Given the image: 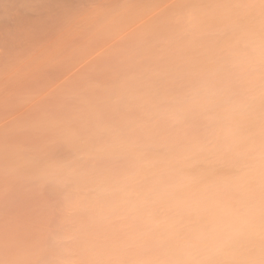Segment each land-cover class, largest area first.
I'll return each mask as SVG.
<instances>
[{
    "label": "rangeland",
    "instance_id": "1",
    "mask_svg": "<svg viewBox=\"0 0 264 264\" xmlns=\"http://www.w3.org/2000/svg\"><path fill=\"white\" fill-rule=\"evenodd\" d=\"M263 45L264 0H0V264H264Z\"/></svg>",
    "mask_w": 264,
    "mask_h": 264
},
{
    "label": "bare ground",
    "instance_id": "2",
    "mask_svg": "<svg viewBox=\"0 0 264 264\" xmlns=\"http://www.w3.org/2000/svg\"><path fill=\"white\" fill-rule=\"evenodd\" d=\"M236 1V0H235ZM227 2V1H226ZM224 3V2H223ZM229 3V2H228ZM235 3V2H234ZM183 9V8H182ZM257 9V8H256ZM221 11V10H220ZM247 11V10H246ZM217 13V12H216ZM179 14H181V13H179ZM214 14V13H213ZM65 15V14H64ZM206 15V14H205ZM244 15V14H243ZM241 17V16H240ZM200 18V17H199ZM226 18V17H225ZM202 19V18H201ZM47 20H49V19H47ZM196 22H197V19H196ZM249 22V21H248ZM247 22V23H248ZM252 22V21H251ZM258 22V21H257ZM237 23V22H236ZM240 23V22H239ZM262 23V22H261ZM200 24V23H199ZM258 24V23H257ZM240 25V24H239ZM229 27V26H228ZM191 29H193V27L191 28ZM227 29V28H226ZM228 30V29H227ZM246 30V29H245ZM251 30V29H250ZM192 31V30H191ZM188 32H190V31H188ZM193 32V31H192ZM232 33V32H231ZM247 33V32H246ZM222 37V36H221ZM236 37V36H235ZM258 37V36H257ZM223 38V37H222ZM230 39V38H229ZM261 40H262V38H261ZM227 43V42H226ZM231 43V42H230ZM239 43H240V41H239ZM238 43V44H239ZM246 43V42H245ZM248 43V42H247ZM247 43H246V45H247ZM257 43V42H256ZM258 44V43H257ZM210 46V45H209ZM231 46V45H230ZM251 47V46H250ZM189 48V47H188ZM234 48V47H233ZM236 48V47H235ZM245 48V47H244ZM248 48V47H247ZM247 48H246V51H247ZM259 48V49H258ZM196 50V49H195ZM250 50V49H249ZM201 51V50H200ZM233 51V50H232ZM238 51V50H237ZM245 51V50H244ZM254 51L255 52H253V55H255V59H257V61L258 60H260V58H263V59H261L260 61H261V63H262V60L264 61V45H263V47L262 46H258V47H254ZM240 52V51H239ZM232 53V52H231ZM246 54V53H245ZM208 55V54H207ZM185 57V56H184ZM195 57H197V56H195ZM207 57V56H206ZM251 57H253V56H251ZM251 57H249V58H251ZM193 58V57H192ZM198 59V58H197ZM224 59V58H223ZM233 59V58H232ZM247 59H248V57H247ZM194 60V59H193ZM191 61V60H190ZM201 61V60H200ZM242 61V60H241ZM245 61V60H244ZM203 62V61H202ZM208 62V61H207ZM231 62V61H230ZM215 63V62H214ZM217 64V63H216ZM215 64V65H216ZM231 64V63H230ZM246 64V63H245ZM190 65V64H189ZM210 65V64H209ZM239 66V65H238ZM241 66V65H240ZM174 67V66H173ZM186 67V66H185ZM218 67H220V66H218ZM237 67V66H236ZM209 68V67H208ZM242 68V67H241ZM256 68V67H255ZM172 69V68H171ZM216 69V68H215ZM205 70V69H204ZM207 70V69H206ZM210 70V69H209ZM208 70V71H209ZM190 71V70H189ZM247 71H249V70H247ZM177 72H179L178 70H177ZM181 72V71H180ZM245 72V71H244ZM202 73V72H201ZM200 73V74H201ZM263 73V72H262ZM174 74V73H173ZM247 74H248V72H247ZM261 74V73H260ZM187 75V74H186ZM185 75V76H186ZM203 75V74H202ZM251 75V74H250ZM201 76V75H200ZM183 77V76H182ZM196 77V76H195ZM184 79V78H183ZM214 81V80H213ZM207 82H208V80H207ZM201 83V82H200ZM173 84V83H172ZM180 86V85H179ZM202 86V85H201ZM224 86V85H223ZM151 87V86H150ZM200 87V86H199ZM204 88H205V86H204ZM207 88V87H206ZM155 89V88H154ZM173 89V88H172ZM191 89V88H190ZM147 90V89H146ZM150 90V89H149ZM214 90V89H213ZM144 91V90H143ZM194 91V90H193ZM197 91V90H196ZM109 93V92H108ZM111 93V92H110ZM191 93V92H190ZM123 94V93H122ZM130 94V93H129ZM188 94V93H187ZM209 94V93H208ZM211 94V93H210ZM221 94V93H220ZM119 95V94H118ZM141 96L140 97H142V94H140ZM165 95V94H164ZM177 95V94H176ZM180 95V94H179ZM205 95V94H204ZM122 96V95H121ZM120 96V97H121ZM182 96V95H181ZM223 96V95H222ZM124 97V96H123ZM126 97V96H125ZM137 97V96H136ZM169 97V96H168ZM189 97V96H188ZM177 98V97H176ZM196 98V97H195ZM206 98V97H205ZM211 98V97H210ZM213 98V97H212ZM226 98V97H225ZM156 99V98H155ZM178 99V98H177ZM186 99V98H185ZM203 99V98H202ZM115 100H116V98H115ZM132 100V99H131ZM208 100V99H207ZM83 101V100H82ZM235 101V100H234ZM239 101V100H238ZM97 102V101H96ZM193 102H195V101H193ZM199 102V101H198ZM200 102H201V100H200ZM228 102V101H227ZM241 102V101H240ZM239 102V103H240ZM142 104V103H141ZM196 104H197V102H196ZM209 104V103H208ZM241 104V103H240ZM179 105V104H178ZM188 105H189V103H188ZM238 105V104H237ZM93 106V105H92ZM159 106V105H158ZM185 106V105H184ZM190 106H191V104H190ZM201 105H199V107H200ZM95 107V106H94ZM99 107V106H98ZM146 107H148V106H146ZM193 107V106H192ZM219 107V106H218ZM224 107V106H223ZM176 108V107H175ZM237 108H238V106H237ZM242 108V107H241ZM111 109V108H110ZM151 109V108H150ZM155 109V111H156V109L157 108H154ZM159 109H160V107H159ZM187 109V108H186ZM244 109V108H243ZM224 110V109H223ZM238 110V109H237ZM236 110V111H237ZM253 110V109H252ZM63 111V110H62ZM148 111V110H147ZM160 111V110H159ZM166 111V110H165ZM249 112V111H248ZM145 113V112H144ZM149 113V112H148ZM151 113H152V110H151ZM156 113V112H155ZM164 113V112H163ZM67 114V113H66ZM84 114H86V113H84ZM98 114V113H97ZM108 114V113H107ZM160 114H161V112H160ZM239 114V113H238ZM247 114V113H246ZM100 115V114H99ZM106 115V114H105ZM145 115V114H144ZM222 115H224V114H222ZM232 115V114H231ZM233 115H235V114H233ZM239 115H242V114H239ZM89 116V115H88ZM107 116V115H106ZM114 116H116V115H114ZM142 116V115H141ZM140 116V117H141ZM169 116V115H168ZM258 116V115H257ZM92 117H94V116H92ZM100 117V116H99ZM143 117V116H142ZM90 118V117H89ZM88 118V119H89ZM144 118V117H143ZM165 118H167V117H165ZM246 118V117H245ZM87 119V118H86ZM121 119V118H120ZM141 119V118H140ZM133 120V119H132ZM212 120V119H211ZM244 120V119H243ZM104 121V120H103ZM61 122V121H60ZM217 122V121H216ZM249 122V121H248ZM251 122V121H250ZM257 122V121H256ZM46 123V122H45ZM48 123V122H47ZM59 123V122H58ZM62 123V122H61ZM61 123H59V124H61ZM96 123V122H95ZM94 123V124H95ZM97 123H99V121L97 122ZM69 124V123H68ZM133 124V123H132ZM224 124V123H223ZM67 125V124H66ZM97 125V124H96ZM95 126V125H94ZM154 126V125H153ZM97 127V126H96ZM159 127V126H158ZM62 128V127H61ZM86 128V127H85ZM91 128V127H90ZM247 128V127H246ZM252 128V127H251ZM89 129V128H88ZM97 129H99V128H97ZM81 131V130H80ZM85 131V130H84ZM89 131V130H88ZM87 131V132H88ZM94 131V130H93ZM96 131V130H95ZM100 131V130H99ZM104 131V130H103ZM133 131V130H132ZM131 131V132H132ZM224 131H226V130H224ZM58 132V131H57ZM62 132V131H61ZM97 132V131H96ZM105 132H107V131H105ZM131 132H130V134H131ZM53 133V132H52ZM91 133V132H90ZM121 133V132H120ZM71 134H73V132L71 133ZM81 134V133H80ZM83 134V133H82ZM93 134V133H92ZM102 134V133H101ZM107 134H108V132H107ZM117 134V133H116ZM74 135V134H73ZM91 135V134H90ZM94 135H95V133H94ZM122 135V134H121ZM132 135V134H131ZM56 136H58V135H56ZM68 136H69V134H68ZM81 136V135H80ZM83 136V135H82ZM135 136V135H134ZM19 137V136H18ZM30 137V136H29ZM59 137V136H58ZM62 137V136H61ZM74 137V136H73ZM79 137V136H78ZM88 137V136H87ZM90 137V136H89ZM94 137V136H93ZM103 137V136H102ZM109 137V136H108ZM34 138V137H33ZM60 138V137H59ZM77 138V137H76ZM96 138H97V136H96ZM100 138V137H99ZM104 138V137H103ZM110 138V137H109ZM117 138V137H116ZM192 138V137H191ZM25 139V138H24ZM100 139H102V138H100ZM113 139H115V138H113ZM120 139V138H119ZM236 139V138H235ZM15 140H16V138H15ZM18 140V139H17ZM23 140V139H22ZM56 140V139H55ZM88 140H90V138L88 139ZM92 140V139H91ZM34 141V140H33ZM59 141V140H58ZM65 141V140H64ZM68 141V140H67ZM66 141V142H67ZM71 141V140H70ZM78 141H81V140H78ZM84 141H87V140H84ZM101 141V140H100ZM103 141H104V139H103ZM108 141V140H107ZM106 141V142H107ZM110 141V140H109ZM56 142V141H55ZM69 142V141H68ZM67 142V143H68ZM73 142V141H72ZM76 142V141H75ZM74 142V143H75ZM114 142V141H113ZM120 142V141H119ZM7 143V142H6ZM73 143V144H74ZM90 143V142H89ZM88 143V144H89ZM124 143V142H123ZM8 144V143H7ZM87 144V143H86ZM91 144V143H90ZM98 144V143H97ZM105 144V143H104ZM115 144H116V142H115ZM120 144V143H119ZM126 144V143H125ZM219 144V143H218ZM12 145V144H11ZM63 145V144H62ZM84 145H85V143H84ZM93 145V144H92ZM100 145V144H99ZM110 145V144H109ZM128 145V144H127ZM134 145V144H133ZM3 146V145H2ZM64 146V145H63ZM89 146V145H88ZM102 147L103 146H106V145H101ZM108 146V145H107ZM123 146V145H122ZM132 146V145H131ZM59 147V146H58ZM65 147V146H64ZM68 147V146H67ZM66 147V148H67ZM81 147H82V144H81ZM100 147V146H99ZM109 147V146H108ZM137 147V146H136ZM191 147V146H190ZM252 147V146H251ZM250 147V148H251ZM12 149H13V147H11ZM49 148V147H48ZM63 148V147H62ZM75 148H76V146H75ZM86 148V147H85ZM91 148V147H90ZM107 148V147H106ZM114 148V147H113ZM125 148H126V146H125ZM52 149V148H51ZM59 149V148H58ZM69 149V148H68ZM77 149V148H76ZM75 149V150H76ZM93 148H91V150H92ZM95 149V148H94ZM99 149V148H98ZM122 149V148H121ZM124 149V148H123ZM130 149V148H129ZM136 149V148H135ZM143 149V148H142ZM229 149V148H228ZM249 149V148H248ZM6 150V149H5ZM48 150V149H47ZM46 150V151H47ZM64 150V149H63ZM82 150V149H81ZM115 150V149H114ZM139 150V149H138ZM145 150V149H144ZM17 151V150H16ZM23 151V150H22ZM58 151H60V150H58ZM73 151H74V149H73ZM86 151L88 152V151H90L89 150V147H88V150L86 149ZM97 151V150H96ZM103 151V149L101 150V152ZM120 151V150H119ZM25 152V151H24ZM57 152V151H56ZM77 152V151H76ZM80 152V151H79ZM82 152V151H81ZM98 152L100 153V150H98ZM108 152V151H107ZM116 152V151H115ZM129 152V151H128ZM191 152V151H190ZM224 152H225V150H224ZM65 153H67V152H65ZM89 154L90 153H92V151L91 152H88ZM97 153V152H96ZM96 153L94 152L93 154L94 155H96ZM110 153V152H109ZM118 153V152H117ZM132 153V152H131ZM87 154V153H86ZM139 154H140V152H139ZM55 155V154H54ZM81 155V154H80ZM92 155V154H91ZM90 155V156H91ZM106 155H109V154H107L106 153ZM111 155H113V153L111 154ZM126 155H127V153H126ZM125 155V156H126ZM238 155V154H237ZM242 155V154H241ZM97 156V155H96ZM116 156H117V154H116ZM130 156V155H129ZM142 156V155H141ZM155 156V155H154ZM258 156V155H257ZM2 157V156H1ZM5 157V156H4ZM51 157V156H50ZM104 157V156H103ZM106 157V156H105ZM112 157V156H111ZM133 157H134V155H132V159H133ZM145 157V156H144ZM147 157V156H146ZM85 158V157H84ZM91 158V157H90ZM100 158V157H99ZM109 158V157H108ZM135 158H137V156H135L134 157V159ZM139 158V157H138ZM2 159H3V157H2ZM93 159V158H92ZM106 159V158H105ZM119 159V158H118ZM129 159V158H128ZM4 160V159H3ZM48 160V159H47ZM81 160V159H80ZM79 160V161H80ZM85 160H87V159H85ZM241 160V159H240ZM260 160V159H259ZM1 161V160H0ZM107 161H109V159L107 160ZM116 161V160H115ZM254 161V160H253ZM261 161V160H260ZM49 161H47V163H48ZM95 161H93V163H94ZM102 162H103V160H102ZM105 162V161H104ZM110 162H111V160H110ZM251 162V161H250ZM2 163H3V161H2ZM9 163H10V161H9ZM20 163V162H19ZM33 163V162H32ZM52 163H53V161H52ZM87 163V162H86ZM85 163V164H86ZM107 163V162H106ZM134 163H135V161H134ZM138 163V162H137ZM182 163V162H181ZM180 163V164H181ZM253 163V162H252ZM258 163V162H257ZM38 164H41V163H38ZM84 164V163H83ZM89 164V163H88ZM96 164V163H95ZM99 164V166H100V164L101 163H98ZM149 164V163H148ZM74 165V164H73ZM76 165V164H75ZM74 165V166H75ZM97 165V164H96ZM107 165V164H106ZM137 165V164H136ZM199 165V164H198ZM242 165V164H241ZM248 165V164H247ZM38 166V165H37ZM52 166H54V165H52ZM51 166V167H52ZM60 166V165H59ZM77 166H78V164H77ZM85 166V165H84ZM92 166V165H91ZM133 166V165H132ZM145 167H146V165H144ZM172 166V165H171ZM256 166V165H255ZM79 167V166H78ZM98 167V166H97ZM145 167H143L144 169H145ZM148 167V166H147ZM258 167V166H257ZM21 168V167H20ZM48 168V167H47ZM67 168H69V167H67ZM75 168H76V166H75ZM114 168V167H113ZM132 168V167H131ZM139 168V167H138ZM165 168V167H164ZM56 169H57V167H56ZM55 169V170H56ZM62 169V168H61ZM73 169V168H72ZM82 169V168H81ZM101 169V168H100ZM106 169V168H105ZM229 169V168H228ZM256 169V168H255ZM30 170V169H29ZM34 170V169H33ZM65 170V169H64ZM79 170V169H78ZM86 170H87V168H86ZM96 170H98V168L96 169ZM180 170V169H179ZM258 170V169H257ZM22 171V170H21ZM53 171V170H52ZM60 171V170H59ZM63 171V170H62ZM67 171H69V170H67ZM74 171V170H73ZM82 171H83V169H82ZM85 171V170H84ZM88 171V170H87ZM116 171V170H115ZM133 171V170H132ZM250 171V170H249ZM28 172V171H27ZM61 172V171H60ZM70 172H72V171H70ZM91 172V171H90ZM92 172H93V170H92ZM142 172V171H141ZM252 172V171H251ZM32 173V172H31ZM30 173V174H31ZM41 173V172H40ZM58 173V172H57ZM57 173H55V174H57ZM73 173H75V172H73ZM96 173V172H95ZM110 173V172H109ZM198 173V172H197ZM43 174V173H42ZM54 174V175H55ZM63 174H64V172H63ZM66 174V173H65ZM68 174H70V173H68ZM84 174V173H83ZM88 174V173H87ZM133 174V173H132ZM139 174V173H138ZM248 174V173H247ZM257 174V173H256ZM44 175V174H43ZM71 175V174H70ZM73 175V174H72ZM71 175V176H72ZM86 175V174H85ZM96 175V174H95ZM105 175V174H104ZM250 175H251V173H250ZM39 176V175H38ZM41 176V175H40ZM47 176V175H46ZM74 176H75V174H74ZM98 176V175H97ZM141 176V175H140ZM244 176V175H243ZM251 176H253V175H251ZM43 177V176H42ZM51 177H52V175H51ZM56 177V176H55ZM64 177V176H63ZM67 177V176H66ZM94 177V176H93ZM107 177V176H106ZM133 177V176H132ZM248 177V176H247ZM69 178V177H68ZM78 178H80V177H78ZM131 178V177H130ZM48 179V178H47ZM54 179V178H53ZM64 179V178H63ZM75 179V178H74ZM81 179V178H80ZM93 178H91V180H92ZM102 179V178H101ZM124 179V178H123ZM138 179V178H137ZM155 179V178H154ZM238 179V178H237ZM250 179V178H249ZM258 179H260V178H258ZM262 179V178H261ZM43 180V179H42ZM46 180V179H45ZM82 180V179H81ZM89 180V179H88ZM90 180V181H91ZM95 180V179H94ZM158 180V179H157ZM198 180V179H197ZM123 181V180H122ZM140 181V180H139ZM183 181H185L184 179H183ZM190 181V180H189ZM237 181H239V180H237ZM243 181V180H242ZM65 182V181H64ZM67 182V181H66ZM69 182V181H68ZM67 182V183H68ZM77 182H79L80 183V180H78ZM82 182H83V180H82ZM85 182V181H84ZM101 182V181H100ZM108 182H110V181H108ZM125 182V181H124ZM127 182H129V181H127ZM146 182V181H145ZM66 183V184H67ZM88 183V182H87ZM96 183V182H95ZM106 183V182H105ZM131 183V182H130ZM141 183H143V182H141ZM221 183V182H220ZM70 184V183H69ZM73 184H75V183H73ZM72 184V185H73ZM93 184V183H92ZM188 184V183H187ZM235 184V183H234ZM71 185V186H72ZM128 185V184H127ZM143 185V184H142ZM156 185V184H155ZM154 185V186H155ZM100 186H105L104 184L103 185H100ZM235 186V185H234ZM68 187V186H67ZM76 187V186H75ZM178 187H180V186H178ZM209 187H211V186H209ZM221 187V186H220ZM80 187H78V189H79ZM82 188V187H81ZM97 188V187H96ZM105 188V187H104ZM107 188V187H106ZM78 189H76V190H78ZM116 189H117V187H116ZM116 189H115V191H116ZM211 189V188H210ZM97 190V189H96ZM96 190H94L95 192H96ZM109 190V189H108ZM150 190V189H149ZM183 190V189H182ZM193 190V189H192ZM205 190V189H204ZM236 190V189H235ZM104 191H106V190H104ZM148 191V190H147ZM157 191V190H156ZM239 191V190H238ZM79 192H80V190H79ZM93 192V191H92ZM102 192V191H101ZM159 192V191H158ZM165 192V191H164ZM187 192V191H186ZM224 192V191H223ZM84 193V192H83ZM89 193H90V190H89ZM97 193V192H96ZM111 193H113L112 191H111ZM140 193H142V192H140ZM147 193V192H146ZM209 193V192H208ZM86 194H88V192L86 193ZM85 194V195H86ZM92 194V193H91ZM144 194V193H143ZM143 194H141V195H143ZM149 194V193H148ZM152 194V193H151ZM94 195V194H93ZM154 195H157V194H154ZM160 195V194H159ZM219 195V194H218ZM87 196V195H86ZM98 196V195H97ZM113 196V195H112ZM138 196V195H137ZM191 196H192V194H191ZM194 196H195V193H194ZM193 196V197H194ZM208 196H210V195H208ZM76 197H78V196H76ZM88 197V196H87ZM103 197V196H102ZM132 197V196H131ZM135 197V196H134ZM145 197V196H144ZM149 197H150V194H149ZM192 197V198H193ZM147 198V197H146ZM153 198V197H152ZM158 198H159V196H158ZM211 198V197H210ZM215 198V197H214ZM91 199V198H90ZM151 199V198H150ZM206 199H207V197H206ZM209 199V198H208ZM218 199V198H217ZM84 200V199H83ZM94 200V199H93ZM97 200V199H96ZM147 200V199H146ZM216 200V199H215ZM221 200V199H220ZM130 201H131V199H130ZM154 201H155V199H154ZM202 201H204V200H202ZM205 201H207V200H205ZM210 201V200H209ZM123 202V201H122ZM129 202V201H128ZM163 202V201H162ZM190 202V201H189ZM208 202V201H207ZM213 202V201H212ZM142 203V202H141ZM204 203V202H203ZM206 203V202H205ZM214 203V202H213ZM134 204V203H133ZM137 204V203H136ZM140 204V203H139ZM147 204V203H146ZM193 205H195L194 203H192ZM211 204V206H207L208 208H209V210H211L212 211V209H210L211 207H212V203H210ZM141 205H143V204H141ZM140 205V206H141ZM151 205V204H150ZM191 205V204H190ZM206 205H207V203H206ZM220 205H222V204H220ZM224 205V204H223ZM228 206H229V204H228ZM234 206V205H233ZM97 207V206H96ZM107 207V206H106ZM137 207V206H136ZM135 207V208H136ZM230 207V206H229ZM232 207V206H231ZM114 208V207H113ZM184 208H186V207H184ZM190 207H188V209H189ZM206 208V207H205ZM216 208V207H215ZM227 208V207H226ZM107 209V208H106ZM128 210H129V208H127ZM208 210V209H207ZM228 210V209H227ZM226 211V210H225ZM84 212H86V211H84ZM129 212V211H128ZM188 212V211H187ZM194 212V211H193ZM216 212V211H215ZM232 212V211H231ZM208 214H209V212H207ZM234 213V212H233ZM84 214V213H83ZM86 214V213H85ZM96 214V213H95ZM195 214H196V212H195ZM213 214V213H212ZM241 214V213H240ZM264 214V213H263ZM79 215V214H78ZM81 215V214H80ZM189 215V214H188ZM191 215V214H190ZM219 215V214H218ZM228 215V214H227ZM242 215V214H241ZM253 215V214H252ZM82 216V215H81ZM80 216V217H81ZM209 216V215H208ZM223 216V215H222ZM231 216V215H230ZM258 216H260V215H258ZM226 217V216H225ZM239 217V216H238ZM243 217V216H242ZM250 217V216H249ZM79 218V217H78ZM133 218H135V217H133ZM140 218V217H139ZM217 218V217H216ZM219 218H220V216H219ZM137 219V218H136ZM192 219V218H191ZM211 219H213L212 217H211ZM221 219V218H220ZM235 219V218H234ZM252 219V218H251ZM82 219H80V221H81ZM137 221V220H136ZM190 221V220H189ZM197 221V220H196ZM202 220H200V222H201ZM237 221V220H236ZM235 221V222H236ZM87 222V221H86ZM102 222V221H101ZM132 222H133V220H132ZM214 222V221H213ZM241 222V221H240ZM252 222V221H251ZM100 223V222H99ZM198 223V222H197ZM228 223V222H227ZM230 223V222H229ZM233 223V222H232ZM96 224V223H95ZM204 224V223H203ZM233 225V224H232ZM238 225H239V223H238ZM238 225H236L237 227H239ZM249 225V224H248ZM226 226V225H225ZM85 227V226H84ZM136 227V226H135ZM170 227V226H169ZM197 227V226H196ZM223 227V226H222ZM231 227V226H230ZM233 227V226H232ZM253 227V226H252ZM81 228V227H80ZM87 228V227H86ZM165 228V227H164ZM171 228V227H170ZM192 228V227H191ZM195 228V227H194ZM210 228V227H209ZM257 228V227H256ZM88 229V228H87ZM168 229V228H167ZM176 229V228H175ZM189 229V228H188ZM196 229H198V228H196ZM213 229V228H212ZM216 229V228H215ZM223 229H224V227H223ZM231 229V228H230ZM233 229V228H232ZM238 229H240V228H238ZM185 254H186V252H185ZM188 255V254H187ZM191 255V254H190ZM182 258H184V257H182ZM105 259H107V258H105ZM125 261V260H124ZM99 262V261H98ZM103 263V262H102ZM102 263H100V264H102ZM104 263H106V262H104ZM123 264H124V262H123Z\"/></svg>",
    "mask_w": 264,
    "mask_h": 264
}]
</instances>
